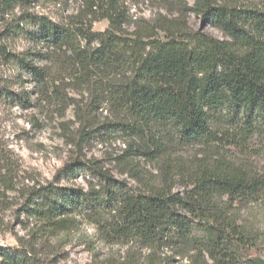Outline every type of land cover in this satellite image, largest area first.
<instances>
[{
	"label": "trees",
	"instance_id": "1",
	"mask_svg": "<svg viewBox=\"0 0 264 264\" xmlns=\"http://www.w3.org/2000/svg\"><path fill=\"white\" fill-rule=\"evenodd\" d=\"M32 3L0 0V59L35 84L37 101L56 93L37 62H61L90 87L94 106L103 101L113 117L98 132L127 142L117 161L143 184L132 191L95 164L67 162L60 170L67 180L87 173L95 182L87 181L86 189L27 187L21 212L32 236L64 234L85 223L109 245L167 249L189 264H264L251 256L264 233L237 215L238 208L264 211V170L221 152L244 148L252 137L264 147V9L244 0H195L189 11L221 32L223 39H216L193 31L181 15L132 21L119 0H83V10L62 23L35 13ZM102 21L106 29L93 31ZM18 39L30 48L16 52ZM21 93L19 105H30L29 94ZM224 123L226 129L216 128ZM93 130L86 125L81 137ZM176 146L213 152L184 167L169 159ZM137 161L160 162L161 185L141 176ZM175 176L185 181L182 193L172 192ZM0 264L38 261L32 249L0 248Z\"/></svg>",
	"mask_w": 264,
	"mask_h": 264
},
{
	"label": "rangeland",
	"instance_id": "2",
	"mask_svg": "<svg viewBox=\"0 0 264 264\" xmlns=\"http://www.w3.org/2000/svg\"><path fill=\"white\" fill-rule=\"evenodd\" d=\"M32 1L35 13L56 23L66 22L69 16L84 8L83 0ZM119 1L129 10L132 21L151 22L158 17L173 19L181 15L193 31L223 39L212 23L189 11L195 0ZM244 2L264 9V0ZM106 27L107 22L102 21L93 25V31L102 32ZM12 44L16 52L30 48L19 39ZM40 52L45 54V51ZM36 66L48 73L50 83L55 82L52 91L56 93L49 92V96L41 101H37L35 84L29 83L24 74L0 59V176H5L7 186L11 188L6 190L0 183V248L32 249L38 264H189L185 258L167 249L144 248L134 242L109 245L94 227L85 223L64 234L32 236L30 221L21 212L23 192L27 187L53 184L86 189L87 181L95 182L87 173L67 180L60 174L67 162L78 161L89 168L95 164L132 191L143 190V184L135 179L132 171L117 161L127 142L117 134L97 130L103 122L113 121L111 108L103 101L95 107L92 89L79 84L70 72L64 70L61 62L42 61ZM22 89L30 98V105L24 107L15 97L22 95ZM89 124L94 130L82 138L83 129ZM216 128L226 129L227 124H219ZM211 152L212 149L201 146H176L169 159L191 167L195 159L208 158ZM221 152L236 164L264 170V147L256 137H252L244 148L222 149ZM137 164L141 176L161 185L160 162L137 161ZM184 182L180 176L173 177L172 192H184ZM237 215L242 223L255 224L264 233L263 210L258 207L238 208ZM255 255L264 261V242L258 245L256 252H251V256Z\"/></svg>",
	"mask_w": 264,
	"mask_h": 264
}]
</instances>
